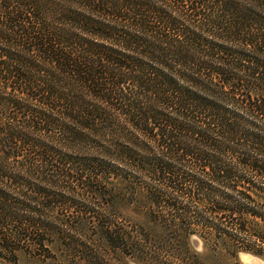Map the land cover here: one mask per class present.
<instances>
[{
  "label": "trees",
  "instance_id": "1",
  "mask_svg": "<svg viewBox=\"0 0 264 264\" xmlns=\"http://www.w3.org/2000/svg\"><path fill=\"white\" fill-rule=\"evenodd\" d=\"M241 253L264 259V0H0V264Z\"/></svg>",
  "mask_w": 264,
  "mask_h": 264
},
{
  "label": "rangeland",
  "instance_id": "2",
  "mask_svg": "<svg viewBox=\"0 0 264 264\" xmlns=\"http://www.w3.org/2000/svg\"><path fill=\"white\" fill-rule=\"evenodd\" d=\"M96 203L99 204L98 200L96 201ZM193 244H194L197 251L202 250V242L198 238L193 239ZM245 255H249V254L241 253L239 255L240 264H264V259H261L259 257H255L253 255H249V256H245Z\"/></svg>",
  "mask_w": 264,
  "mask_h": 264
},
{
  "label": "bare ground",
  "instance_id": "3",
  "mask_svg": "<svg viewBox=\"0 0 264 264\" xmlns=\"http://www.w3.org/2000/svg\"><path fill=\"white\" fill-rule=\"evenodd\" d=\"M245 256H249V255H245ZM252 258V257H251Z\"/></svg>",
  "mask_w": 264,
  "mask_h": 264
}]
</instances>
